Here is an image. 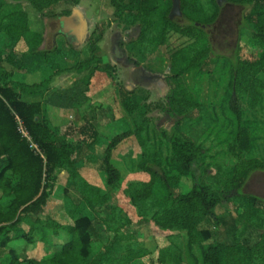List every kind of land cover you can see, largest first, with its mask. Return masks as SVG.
Segmentation results:
<instances>
[{
	"label": "trees",
	"instance_id": "16d2710c",
	"mask_svg": "<svg viewBox=\"0 0 264 264\" xmlns=\"http://www.w3.org/2000/svg\"><path fill=\"white\" fill-rule=\"evenodd\" d=\"M8 1L26 2L48 18L70 15L81 2ZM161 1L168 6L163 15H159ZM254 1L226 0L228 4L240 6ZM6 2L0 0V39L14 44L17 54L3 59L0 53V64L7 61L20 71L33 68L31 71L35 72L40 65L47 70L46 61H53L50 66L54 67V73L44 81L31 85L14 79V72L0 74V264H134L133 261L156 251V245L137 247L128 237L120 235L115 225L99 223L88 209L80 215L63 213L59 218L45 216L44 208L53 195L57 171L69 169L72 177L78 179V164L88 161L93 147L97 146L101 131L100 125L93 120L98 109H92L87 115L82 138L77 142L57 139L43 119V103L28 102L25 97L36 96L38 89L47 88L53 77L67 68L61 67L56 56L50 57L54 50H40L44 40L42 33H35L30 40L24 38L29 32L27 18L16 12H6ZM211 2L214 10L208 13L201 0H181L182 17L171 19V0H111L114 21L119 27L125 30L139 27L136 39L128 44V52L137 50L141 56L149 57L158 54L162 47L170 51L169 42L173 36L187 40L186 45L169 55L168 68L172 75L167 78V83L170 90L165 101L159 105L160 110L170 118H177V126L180 118L196 119L202 113L199 102L183 79L187 74L198 76L211 61L219 62V57L214 59L208 27H215L222 8L217 0ZM58 7L65 8L54 12ZM246 18V26L252 30L247 37L253 48L260 51V56L254 61L243 60L239 56L223 57L225 67L221 74L226 82L223 110L231 116L228 122L232 127L233 150L239 148L249 152L256 142L260 126L244 114L248 109L257 108L264 98V9L249 13ZM101 35L99 32L93 38L84 59L72 68L89 70L87 81L80 89L82 99L79 105L90 103L111 108L113 118L105 127L112 129L116 123L119 129L121 127L116 135L108 137L109 143L101 163L107 191L91 198L88 195L90 192L83 189L90 208L94 209L97 204L103 208V198V204L112 209L113 204L108 202L110 191L119 188L122 182L121 172L112 163V156L123 141L134 137L142 149L141 177L128 183L123 193L130 203H145L157 192L158 182L162 183L165 204L154 213L152 220L160 229L188 233L184 252L186 264H264V219L259 218V213L264 215L263 200L244 192L250 175L256 171L263 172L264 163L256 159L242 161L227 172L229 176L225 180L215 184L204 178L198 179L193 174L194 166H202L203 176L209 168L204 166V149L178 132L176 126L177 130L170 136L163 131L172 149V157L167 159L168 167L165 168L147 136L152 122L148 113L153 105L147 101L142 104L135 98V92L124 88L120 92V103L131 119L128 121L118 112L115 98L108 99L112 93L105 89L101 79L104 72L112 69V65L103 63L101 57L95 55V46ZM148 69L161 72V69L155 70L149 65ZM101 89L103 93L100 95ZM66 93L57 91L55 97L62 96L63 101H73ZM18 119L31 140L21 135ZM74 185L79 186L80 182L76 181L71 186ZM233 200L240 202L235 205V211L228 207ZM251 218L260 219L262 223L257 221L255 224ZM251 230L259 233L253 243L248 237ZM197 237L200 239L198 248ZM216 237L221 238L215 241ZM36 243L46 245L49 250L42 255L23 256L24 251L34 248ZM96 243L102 248L94 255L93 245Z\"/></svg>",
	"mask_w": 264,
	"mask_h": 264
},
{
	"label": "rangeland",
	"instance_id": "374dc122",
	"mask_svg": "<svg viewBox=\"0 0 264 264\" xmlns=\"http://www.w3.org/2000/svg\"><path fill=\"white\" fill-rule=\"evenodd\" d=\"M201 4L208 13L214 10L211 0H201ZM77 7L81 9L90 24L89 39L82 44L78 43L77 40L67 41L65 37L60 35L59 17L48 18L43 16L26 2L14 3L7 0L5 6L6 12H16L27 18L29 32L24 35V38L30 40L35 33H42L44 40L40 50L50 52L54 50L49 54L50 57L52 55L56 56V59L61 62V67L67 68V70L54 76L47 88L38 89L36 96L25 97L28 102L41 101L43 103V111L45 112L43 119L50 123L56 136L62 140L69 137L71 141L72 137L84 126L85 121H83V118L84 116L87 117L86 113L89 114L90 110L98 109L96 118L93 120V123L100 125L99 129L101 131L97 146L93 147V154L88 158V161L78 164L80 175L78 179L72 177L69 169L63 168L57 171L53 195L44 208L45 216L59 218L63 213L80 215L86 213L88 209L99 223L102 222L104 226L115 225V228L120 230V235L128 237V240L137 247L140 245L145 247L144 244L148 247L156 245V251L133 262L137 264H186L184 252L188 233L160 229L152 220L154 213L165 204L166 197L163 194L162 183L158 182L157 192L145 203H130L123 193V189L128 183L138 181L141 177L142 149L134 137L123 141L112 156V163L120 170L122 175L120 187L110 191L111 197L108 198V202L113 204L112 209L103 204V198L101 202L103 208L97 204L94 209H91L89 202L85 200L87 195L83 192L84 188L90 192L88 195L91 198L101 192H106L108 189L101 163L104 150L109 143L108 137L111 138L116 135L121 131V127L119 129L117 123L112 129L105 127L106 123L113 118L111 108H101L100 104L79 105L82 99L80 89L87 81L89 70L80 71L72 70V68L84 59L93 38L95 39L97 34L101 32V39L95 46V55L101 57L103 63L112 65L111 70L103 73L104 77H102L101 82L105 89L110 90L112 93L108 95V99L115 98V104L120 115L131 121L120 103V92L124 88H128L135 92L134 96L139 102L144 104L147 101L153 105V109L148 113L152 122L147 136L152 149L158 154L163 166L167 168V159L172 157L171 146L163 135V131L170 136L178 128V132L184 133L204 149V166L208 165L209 168L206 175L203 176L202 166L195 165L193 168L195 177L198 179L204 178L214 184L217 181L218 183L222 182L229 176L227 172L242 161L256 159L264 163V98L257 108L248 109L244 114L246 118L256 120L260 126L253 149L248 152L237 148L234 151V147H232V127L228 122V118H231V116L224 113L223 110L226 82L221 74L225 67L223 57L239 56L247 61H254L259 58L260 51L253 48L250 39L247 37L252 33V30L246 26V16L249 13L263 10L264 1L258 2L256 0L246 6L228 4L227 2L223 4L221 7L222 15L216 22L215 27L211 28L212 25L208 27L215 52L214 59L219 57V62L211 61L198 76L187 74L183 79L199 102L202 113L196 119L180 118L178 126L177 118H170L160 110L159 105L165 101L170 90L167 83V78L172 75L169 73L168 68L169 55L179 47L186 45L187 40L173 36L169 42L170 51H168V48L162 47L158 54L145 56V58L137 50L131 52L126 50L130 41L136 39L139 27L134 26L126 30L119 27L114 21V7L111 5V0H81ZM64 8H55L54 12L57 13ZM167 9V4L161 1L159 15H163ZM0 53L3 59L11 54H17L14 44L8 42L7 39H0ZM140 59H146V61ZM52 63L53 61L49 63L46 61L47 70L42 67L43 65H40L35 72L31 71L33 68L24 70V72L4 61L3 65L0 64V74L14 72V79H19L31 85L53 76L54 67L50 66ZM148 65L155 70L161 69V72L151 71L148 69ZM76 87L80 88L76 89ZM62 88L63 91H67L66 94H69V97L74 99L73 101L68 99L63 101L62 96L60 98L55 97L56 92L62 91ZM102 93L103 89H101L100 95ZM94 106L98 107L94 108ZM53 118L55 120H52ZM78 121H80L79 124H75ZM74 125H76V128ZM65 133H69V136ZM76 181H79L80 185L72 187L71 185ZM244 192L259 196L263 200L262 206L264 207V171H256L250 175L244 186ZM1 196L2 192L0 191V198ZM239 203V201L233 200L228 207L233 209ZM233 211H235V208ZM109 213L111 215L108 216ZM259 218L263 220L264 215L259 213ZM122 221L123 224L121 225ZM251 221L255 224H257V221L262 223L257 218H251ZM248 237L253 243L258 239L259 233L257 230H251ZM220 238L216 237L214 239L218 241ZM199 244L200 239L197 237V248ZM101 248V244H94V255L99 253ZM47 250L49 248L46 245L36 243L34 248L29 247L25 250L23 256L42 255Z\"/></svg>",
	"mask_w": 264,
	"mask_h": 264
},
{
	"label": "water",
	"instance_id": "95a60500",
	"mask_svg": "<svg viewBox=\"0 0 264 264\" xmlns=\"http://www.w3.org/2000/svg\"><path fill=\"white\" fill-rule=\"evenodd\" d=\"M171 1L170 18L174 19L182 15L181 0ZM225 2V0H217L219 7H222ZM89 28L90 24L79 7L74 8L70 15L60 18V35L75 37L80 44L87 41Z\"/></svg>",
	"mask_w": 264,
	"mask_h": 264
},
{
	"label": "crops",
	"instance_id": "0c3cea01",
	"mask_svg": "<svg viewBox=\"0 0 264 264\" xmlns=\"http://www.w3.org/2000/svg\"><path fill=\"white\" fill-rule=\"evenodd\" d=\"M62 90H64L63 88H62ZM88 104H90V103H87V105ZM91 105V104H90ZM97 105V104H96ZM86 106V105H85ZM96 107H98V106H94V108H96ZM43 109H44V106H43ZM91 111V110H90ZM45 113V112H44ZM43 113V114H44ZM82 114H84V113H82ZM86 115H88V112L86 113ZM44 116V115H43ZM52 120H55V118H53ZM83 121H85L84 123V126H82V128L72 137L73 139H71V141L69 140V137H66L63 141H66V142H70V143H74V142H77L79 139H81L82 138V131L84 130V127H85V125H86V122H87V117H85L84 116V118H83ZM45 122L49 125V127H50V129L54 132V129L50 126V123H48V121L47 120H45ZM79 122L80 121H78V122H75V124H79ZM75 126V128H76V125H74ZM79 127V126H78ZM63 131H64V129H62ZM55 134V133H54ZM67 136H69V133H65ZM55 136H56V134H55ZM78 136V137H77ZM101 136V135H100ZM57 137V136H56ZM57 139H61V138H59V137H57ZM62 140V139H61Z\"/></svg>",
	"mask_w": 264,
	"mask_h": 264
},
{
	"label": "built area",
	"instance_id": "2783aa9c",
	"mask_svg": "<svg viewBox=\"0 0 264 264\" xmlns=\"http://www.w3.org/2000/svg\"><path fill=\"white\" fill-rule=\"evenodd\" d=\"M18 130L20 131L23 137L27 138L28 140H31L26 128L24 127L20 119H18Z\"/></svg>",
	"mask_w": 264,
	"mask_h": 264
},
{
	"label": "flooded vegetation",
	"instance_id": "af4514ba",
	"mask_svg": "<svg viewBox=\"0 0 264 264\" xmlns=\"http://www.w3.org/2000/svg\"><path fill=\"white\" fill-rule=\"evenodd\" d=\"M60 18L61 17H59V20H60ZM176 18H179V17H176ZM63 37H65L67 41H69V40H76V38L75 37H72V36H69V37L63 36ZM87 39H89V33H88V38Z\"/></svg>",
	"mask_w": 264,
	"mask_h": 264
}]
</instances>
